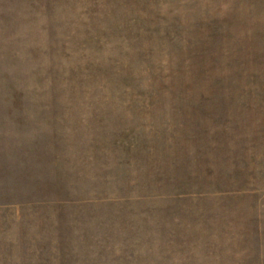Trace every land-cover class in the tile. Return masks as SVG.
<instances>
[{"label":"rangeland","instance_id":"rangeland-1","mask_svg":"<svg viewBox=\"0 0 264 264\" xmlns=\"http://www.w3.org/2000/svg\"><path fill=\"white\" fill-rule=\"evenodd\" d=\"M0 264H264V0H0Z\"/></svg>","mask_w":264,"mask_h":264}]
</instances>
